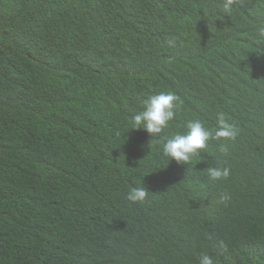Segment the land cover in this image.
Instances as JSON below:
<instances>
[{
	"label": "trees",
	"instance_id": "1",
	"mask_svg": "<svg viewBox=\"0 0 264 264\" xmlns=\"http://www.w3.org/2000/svg\"><path fill=\"white\" fill-rule=\"evenodd\" d=\"M223 3L0 0V264H264V127L225 115L236 140L188 164L163 153L205 101L184 96L198 75L204 92L264 87V0ZM161 92L179 99L157 143L131 118ZM207 98L217 124L223 95ZM215 156L237 164L226 180Z\"/></svg>",
	"mask_w": 264,
	"mask_h": 264
},
{
	"label": "clouds",
	"instance_id": "2",
	"mask_svg": "<svg viewBox=\"0 0 264 264\" xmlns=\"http://www.w3.org/2000/svg\"><path fill=\"white\" fill-rule=\"evenodd\" d=\"M236 0H224L223 10L231 13ZM256 37L264 40V21H261L255 29ZM238 84H233L218 90L204 92L203 84L198 75V80L193 89L185 91L184 96H204L205 101L188 105L184 108L182 119L189 120L187 128L182 133H177L172 138L163 143L164 155L175 160L179 164L192 162L193 157L199 155L207 148L210 139L234 141L239 135L238 127L229 122L225 115L235 119L241 128L253 127L257 132L262 133L264 127V99L257 91L254 94V103L246 101L245 96L239 91ZM220 93L223 95L222 112L217 113V124L213 120V109L207 95ZM178 97L172 92H161L157 95L149 96L143 101L144 110L133 115L131 118L132 130H146L151 139L159 143L155 138L169 126L176 115L175 109L178 106ZM195 106H203L200 110ZM212 125L211 127H209ZM215 129V130H214ZM226 151V149H221ZM228 167H209L208 175L211 180H226L230 176ZM262 172V171H258ZM148 196V190L144 187H132L127 193V199L133 203H143ZM221 201H227L230 197L222 194ZM212 239L211 235L207 236ZM218 255L228 251L227 244L220 240L215 244ZM198 264H216V258L207 253L198 256Z\"/></svg>",
	"mask_w": 264,
	"mask_h": 264
},
{
	"label": "bare ground",
	"instance_id": "3",
	"mask_svg": "<svg viewBox=\"0 0 264 264\" xmlns=\"http://www.w3.org/2000/svg\"><path fill=\"white\" fill-rule=\"evenodd\" d=\"M257 91H259L261 94H262V96H263V99H264V87H262L261 85H259L258 84V87H252L251 85H246L245 87H244V93H245V96H246V98H247V100H249L251 103H254L255 102V100H254V94H255V92H257ZM201 108H203V106L201 107ZM217 156H215V157H212L211 158V160H212V162L213 163H219V166L220 167H228V168H230V170H233L234 169V167H236V165L237 164H235V163H233V162H231V159H230V157L228 156V157H220V160L219 161H214L213 159L214 158H216ZM231 173V172H230ZM230 177V176H229ZM212 205H213V202H212ZM223 204H221V206H222ZM213 207H214V205H213ZM181 224H179V226H180ZM176 226V225H175ZM178 231H179V228H178ZM219 233V232H218ZM220 235V234H219ZM185 239H186V237H185Z\"/></svg>",
	"mask_w": 264,
	"mask_h": 264
}]
</instances>
